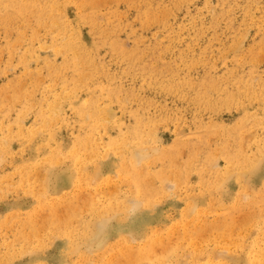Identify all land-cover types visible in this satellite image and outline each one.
Listing matches in <instances>:
<instances>
[{"label":"rangeland","instance_id":"1","mask_svg":"<svg viewBox=\"0 0 264 264\" xmlns=\"http://www.w3.org/2000/svg\"><path fill=\"white\" fill-rule=\"evenodd\" d=\"M262 158L264 0H0V264H261Z\"/></svg>","mask_w":264,"mask_h":264},{"label":"snow or ice","instance_id":"2","mask_svg":"<svg viewBox=\"0 0 264 264\" xmlns=\"http://www.w3.org/2000/svg\"><path fill=\"white\" fill-rule=\"evenodd\" d=\"M260 167L262 173H264V158H262L261 160ZM250 177L251 173L244 175L242 179L244 182H248L250 180ZM130 183L132 184L134 190L137 192V196L134 200L130 201L128 206L124 209L126 215L121 217L122 221L128 220L129 217L137 219L141 213L147 214L148 212H151L155 207V204L159 202L154 193H151V195H140L143 189V184L140 182L139 178H131ZM238 183H240V181H238ZM134 239H138V237H134ZM38 264H65V261L53 259L39 261ZM261 264H264V261H262Z\"/></svg>","mask_w":264,"mask_h":264},{"label":"bare ground","instance_id":"3","mask_svg":"<svg viewBox=\"0 0 264 264\" xmlns=\"http://www.w3.org/2000/svg\"><path fill=\"white\" fill-rule=\"evenodd\" d=\"M137 153H138V152H137ZM52 160H53V159H52ZM259 162H260V161H259ZM60 181H61V180H60ZM58 185H59V184H58ZM144 189H145V188H144ZM105 215H106V214H105ZM105 215H104V216H105ZM111 215H112V214H111ZM101 216H102V215H101ZM112 216H113V215H112ZM109 218H110V216H109L108 218H107V217H106V218H104V217L100 218V220L102 221V222H100V223L103 225L105 222L108 221ZM100 220H99V221H100ZM95 222H97V221H95ZM95 224H96V223H95ZM97 224H98V223H97ZM97 224H96V226H97ZM101 224H100V225H101ZM105 224H106V223H105ZM105 224H104V225H105ZM96 226H94V227H96ZM98 226H99V224H98ZM212 226H213V225H212ZM89 227H90V226H89ZM99 227H100V226H99ZM87 228H88V227H87ZM96 228H97V227H96ZM102 228H103V227H102ZM102 228H100V230H101ZM97 229H98V228H97ZM93 230H94V229H93ZM98 230H99V229H98ZM94 231H95V230H94ZM97 232H98V231H96L95 233L97 234ZM85 240H86V242H85V241H83V242H85L86 244H88L87 246H91L92 242H91V244H90L89 239H88L87 237H86ZM83 244H84V243H83ZM89 244H90V245H89ZM88 248L90 249V247H88ZM263 251H264V250H263ZM263 251H262V253H261L260 251H259V252H260L261 254H264ZM254 255H256V254H254ZM263 257H264V255H263ZM256 259L258 260V258H256ZM260 260H261V259H260ZM263 260H264V259H263Z\"/></svg>","mask_w":264,"mask_h":264}]
</instances>
